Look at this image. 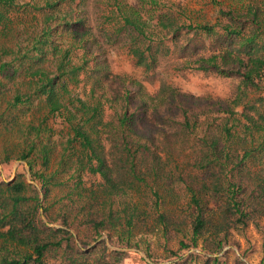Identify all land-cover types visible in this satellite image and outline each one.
<instances>
[{
  "label": "trees",
  "instance_id": "trees-1",
  "mask_svg": "<svg viewBox=\"0 0 264 264\" xmlns=\"http://www.w3.org/2000/svg\"><path fill=\"white\" fill-rule=\"evenodd\" d=\"M18 1L0 0L4 31L14 13L37 0L24 6ZM42 1L48 13L42 33L31 46L7 51L15 58L0 65L3 72L35 55L37 68L27 70L30 90L18 93L9 108L29 112L39 100L44 110L28 124L17 116L11 123L23 139L17 159L29 164L41 187L22 175L0 181V264H123L130 255L105 242L85 251L86 242L81 247L72 228L94 239L107 234L121 248H138L137 238L160 233L167 242L180 238V251L201 247L216 255L239 246L233 235L253 226L264 253V0H252L239 12L222 10L224 19L214 26H181L180 18L162 12L159 0H140V9L132 6L130 14L114 0L104 16L106 24L118 26L116 41L122 34L131 39L130 53L147 73L168 35L173 41L185 30L216 37L220 46L193 68L239 78L227 99L187 94L165 82L151 92L91 53L89 33L72 32L75 42L64 47L54 38L59 25L52 26L63 19L70 29L71 21L57 15L63 0ZM75 50H83L79 64ZM81 82L89 87L86 99L69 88ZM58 119L60 129L51 125ZM12 154L6 152L2 162L13 160ZM54 189L62 193L50 204Z\"/></svg>",
  "mask_w": 264,
  "mask_h": 264
},
{
  "label": "rangeland",
  "instance_id": "rangeland-1",
  "mask_svg": "<svg viewBox=\"0 0 264 264\" xmlns=\"http://www.w3.org/2000/svg\"><path fill=\"white\" fill-rule=\"evenodd\" d=\"M31 1L19 0L18 2L24 6L28 2L30 4ZM113 1L63 0L58 7L57 15L60 18L67 17L71 21L70 29L68 30L63 19L54 22L52 26L59 25L60 31V36L55 34L54 38L63 42L64 47H69L75 42L72 38V32L89 33L90 37L88 38H91V41L88 43V47L92 49L91 53L100 54L99 57L107 60L113 72L133 77L135 80L142 82L145 88L151 92L155 91L161 82H165L187 94L200 97L213 96L227 99L235 94L240 84L239 78L223 77L214 71L203 72L193 68L194 62L201 55L207 56L220 46L216 37L205 34L192 32L190 35H186L185 30L183 36L175 41H173L172 35H168L162 42V52L158 54L157 65L153 71L147 73L143 67L137 65V60L130 53L128 45L131 39L122 34L116 41L113 32L118 29V26H110L104 20V16L111 11L110 8L115 2ZM159 1L163 5L162 12L174 14V16L180 18L181 26L184 24L188 26L191 23L214 26L220 19H224L220 14L222 10L239 12L252 2V0ZM119 3L123 11L128 14L131 13L130 8L132 6L137 5L139 9L141 7L140 0H119ZM42 6H44V1L37 0L31 6L22 9L19 14L14 13L16 19L8 30L4 31L0 26V65L12 62L15 58V55L11 53L12 50L16 52L19 48H24L27 45L31 46V43L42 33L48 14L47 9ZM160 14L162 13L160 12ZM181 14H183L182 17ZM144 16L148 17L149 15L144 14ZM182 21L183 23H181ZM166 33L164 32L162 36H165ZM7 51L11 52L6 53ZM31 56H33L32 59H19L7 66L3 72H0V117L4 114L3 118L0 119V181L11 182L22 175L28 183L33 184L40 190V184L34 181L31 176L29 164L26 161L17 159L22 151L19 145L23 142V139L18 132L19 128L11 123L14 117L17 116L21 119L23 125L28 124L34 116L36 118L43 116L44 110H39V100L36 99V107L29 112H25V109H27L25 107L21 111L9 108V102L18 93H28L30 90V78L27 70L30 67L37 68L35 55L32 53ZM82 57L83 50H75L74 62L81 63ZM49 66H52L51 69L53 70L56 69L55 64H45V68ZM15 70H17L16 73ZM81 79H84V77L82 76ZM69 88L72 95L82 99H86L89 93V87L85 86V82H81L79 85H70ZM7 110L8 112H6ZM51 125L56 129L62 127L59 119L51 121ZM62 150V146L56 148L53 157L55 167L59 162ZM6 152H13L12 157L14 159L8 163H3L2 160L5 158ZM87 179L90 180L91 178L87 176ZM61 193L62 191L54 189L49 198L50 204ZM50 226L60 225L51 224ZM71 231L81 247L83 245L80 241L86 242L85 251L98 246L100 242H105L110 250H123L130 253L123 264H206V256L210 259L209 264H213L215 258L220 259L219 264H264L262 236L253 226L248 227L244 232L233 235L232 242H237L239 246H227L222 253L216 255H207L201 247L192 248L189 251H180L178 243L180 238L167 242L160 233L145 236L142 239L141 237L137 238L135 242H140L138 248H121L116 244V240H111L107 234L94 239L93 235L83 229L80 234L74 228ZM147 250L152 258L148 256ZM187 257V261L182 260Z\"/></svg>",
  "mask_w": 264,
  "mask_h": 264
}]
</instances>
